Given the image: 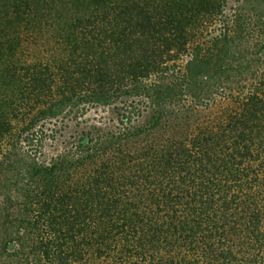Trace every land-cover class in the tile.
<instances>
[{"label":"trees","instance_id":"trees-1","mask_svg":"<svg viewBox=\"0 0 264 264\" xmlns=\"http://www.w3.org/2000/svg\"><path fill=\"white\" fill-rule=\"evenodd\" d=\"M0 264H264V0H0Z\"/></svg>","mask_w":264,"mask_h":264},{"label":"rangeland","instance_id":"rangeland-1","mask_svg":"<svg viewBox=\"0 0 264 264\" xmlns=\"http://www.w3.org/2000/svg\"><path fill=\"white\" fill-rule=\"evenodd\" d=\"M122 113V104L115 102L110 105H93L85 112L75 110L68 116L46 122L42 126L45 139L40 160L48 163L83 139L117 131L122 127ZM144 120L140 118L139 122Z\"/></svg>","mask_w":264,"mask_h":264}]
</instances>
